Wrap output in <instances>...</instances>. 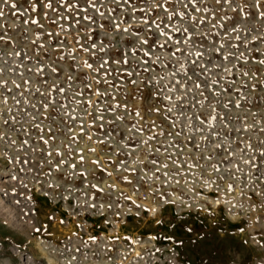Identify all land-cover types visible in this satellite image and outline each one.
<instances>
[{"label":"rangeland","instance_id":"rangeland-1","mask_svg":"<svg viewBox=\"0 0 264 264\" xmlns=\"http://www.w3.org/2000/svg\"><path fill=\"white\" fill-rule=\"evenodd\" d=\"M0 13V264H264V0Z\"/></svg>","mask_w":264,"mask_h":264},{"label":"snow or ice","instance_id":"snow-or-ice-1","mask_svg":"<svg viewBox=\"0 0 264 264\" xmlns=\"http://www.w3.org/2000/svg\"><path fill=\"white\" fill-rule=\"evenodd\" d=\"M52 5L49 3L48 5H47V7H51ZM0 15H2V13H0ZM101 15H103L102 13H101ZM101 27H103V24H101ZM147 41H145V43H146ZM92 47L93 48H95L96 47V45L95 44H93L92 45ZM85 51H87V49L85 50ZM89 68H91L92 67V65L91 64H88L87 65ZM53 71L55 72V71H57L56 69H53ZM70 79H71V77H70ZM133 83H135V82H133ZM89 87H91V85H88ZM197 87H199V85H197ZM97 96H99V95H101V93H99V92H96L95 93ZM101 119H103V117H100Z\"/></svg>","mask_w":264,"mask_h":264}]
</instances>
